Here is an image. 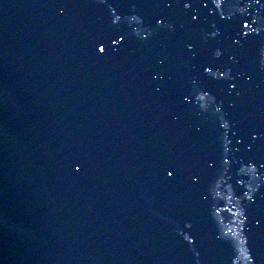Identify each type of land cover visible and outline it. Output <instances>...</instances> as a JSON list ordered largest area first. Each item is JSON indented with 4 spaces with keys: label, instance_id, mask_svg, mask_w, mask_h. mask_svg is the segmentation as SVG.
<instances>
[{
    "label": "water",
    "instance_id": "obj_1",
    "mask_svg": "<svg viewBox=\"0 0 264 264\" xmlns=\"http://www.w3.org/2000/svg\"><path fill=\"white\" fill-rule=\"evenodd\" d=\"M0 264H264V0H0Z\"/></svg>",
    "mask_w": 264,
    "mask_h": 264
},
{
    "label": "snow or ice",
    "instance_id": "obj_2",
    "mask_svg": "<svg viewBox=\"0 0 264 264\" xmlns=\"http://www.w3.org/2000/svg\"><path fill=\"white\" fill-rule=\"evenodd\" d=\"M217 6H219V5H217ZM244 27L247 28V24H245ZM101 50L103 51V49H101ZM209 71H210V69H209ZM233 87H235V85H233ZM169 175H171V173H169Z\"/></svg>",
    "mask_w": 264,
    "mask_h": 264
}]
</instances>
